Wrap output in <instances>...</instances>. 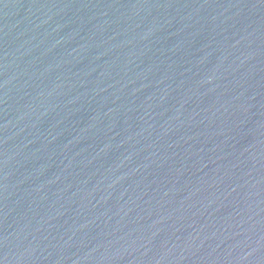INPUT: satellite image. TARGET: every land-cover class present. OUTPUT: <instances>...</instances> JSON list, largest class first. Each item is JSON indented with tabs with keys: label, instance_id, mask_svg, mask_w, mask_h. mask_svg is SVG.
Wrapping results in <instances>:
<instances>
[{
	"label": "water",
	"instance_id": "water-1",
	"mask_svg": "<svg viewBox=\"0 0 264 264\" xmlns=\"http://www.w3.org/2000/svg\"><path fill=\"white\" fill-rule=\"evenodd\" d=\"M0 264H264V0H0Z\"/></svg>",
	"mask_w": 264,
	"mask_h": 264
}]
</instances>
